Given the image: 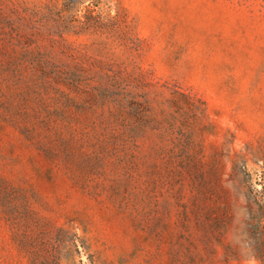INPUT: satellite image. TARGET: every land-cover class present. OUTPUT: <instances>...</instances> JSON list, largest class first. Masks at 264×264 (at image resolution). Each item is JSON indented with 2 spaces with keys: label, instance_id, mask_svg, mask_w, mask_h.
Wrapping results in <instances>:
<instances>
[{
  "label": "rangeland",
  "instance_id": "rangeland-1",
  "mask_svg": "<svg viewBox=\"0 0 264 264\" xmlns=\"http://www.w3.org/2000/svg\"><path fill=\"white\" fill-rule=\"evenodd\" d=\"M0 264H264V0H0Z\"/></svg>",
  "mask_w": 264,
  "mask_h": 264
}]
</instances>
